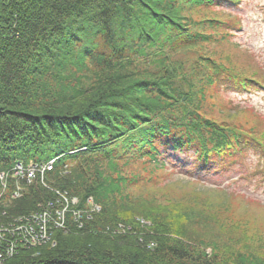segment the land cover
I'll return each instance as SVG.
<instances>
[{"label":"trees","instance_id":"obj_1","mask_svg":"<svg viewBox=\"0 0 264 264\" xmlns=\"http://www.w3.org/2000/svg\"><path fill=\"white\" fill-rule=\"evenodd\" d=\"M227 1L233 5L241 2ZM186 2L209 9L223 3L0 0V170L17 160L42 163L55 159L53 170L46 174L50 187L84 199L92 195L102 205L93 219H83V227L71 223L68 217L69 231L54 229L55 244L43 246L39 254L13 251L2 264H264L263 242L257 243L264 240V235L258 233L260 224L252 217L254 223L239 233L240 238L228 241L229 246L220 248L213 239L210 255L203 239L196 242L183 236L172 221L140 227L119 198L123 186L132 183L129 178L104 177L102 171L93 174L84 162L86 155L99 148L129 139L134 147L138 144L135 155L149 163L169 151L184 149L196 151V165L213 169L215 164L226 165L245 149L253 148L264 165L262 115L254 114L255 122L246 118L232 122L234 115L227 123L225 119L202 117L184 105L177 116L172 100L188 94L172 87L169 73L156 77L137 74L133 78L121 71L119 76H110L115 63L124 68L135 54L145 53L146 46L156 45L168 29L177 36L171 41L175 49L213 41V34L188 33V19L182 14ZM205 22L220 40L230 38L243 26L239 15H216ZM209 61L205 83L216 84L215 91L224 84L248 90L264 87L253 57L245 60L244 70L253 69L246 75L228 63L212 58ZM205 95L199 99L204 100ZM258 171L252 173L258 176ZM132 180L135 184L139 181L136 176ZM52 194L34 183L9 205L7 212L16 216L45 208ZM126 198L130 202V197ZM212 204L206 201L207 206ZM119 223L131 230L118 231ZM247 241L256 246L246 247Z\"/></svg>","mask_w":264,"mask_h":264},{"label":"rangeland","instance_id":"obj_2","mask_svg":"<svg viewBox=\"0 0 264 264\" xmlns=\"http://www.w3.org/2000/svg\"><path fill=\"white\" fill-rule=\"evenodd\" d=\"M221 2L222 6L212 9L193 7L186 2L182 9V14L188 19L185 22L188 33L213 34V41H198L193 47L175 49L171 41L177 40V36L168 29L156 45L146 46L145 53L135 54L124 68H119V63H115L110 76H119L121 71H126L125 75L133 78L137 74L156 77L158 74L168 76L169 73L174 84L172 87L189 96V99L184 95L182 99L178 96L172 100L175 106L172 110L177 116H180L186 105L192 112L197 110L202 117L218 121L225 119L229 121L227 123H231L229 118L234 119V115L236 117L232 122L245 118L255 122L257 114L264 117V88L253 87L248 90L224 84L215 91L213 86L216 84L206 86L209 58L228 63L246 75L253 69L244 70L245 60L253 57V65L259 69L264 81V0H241L239 5L227 0ZM216 15H239L243 26L230 38L220 40L212 26L205 22ZM203 93L206 94L205 99L200 100ZM137 150L138 144L134 147L132 140L120 139L86 155L84 162L93 174L102 171L104 177L118 178L122 175L129 178L132 183L127 182L123 186L119 198L124 210L134 214L133 221L140 223V227L148 228L155 223L172 221L176 228L183 231V236L188 235L196 242L203 239L206 242L203 246L207 247L210 255L213 254V245L210 244L213 239L220 248H225L229 246L228 241L240 238L239 233L249 227L250 222L260 224L258 233L264 235V165L255 149L247 148L226 165L215 164L217 167L213 169L196 165V151L193 150L169 151L152 163L139 159L135 155ZM20 161L12 162L0 173H14L15 162ZM22 163L27 165L36 162ZM95 167L99 168L95 170ZM257 169L261 171L255 176L252 171ZM135 176L139 179L136 184L132 180ZM12 180L15 185L16 179L12 177ZM221 188L224 193L217 192L219 190L216 189ZM70 195L67 214L74 215L77 211L85 219L91 220L93 215L102 211V205L92 195L85 199ZM123 197H130V202ZM206 201H213L212 206H207ZM262 242L264 248V240L257 243ZM244 245L250 249L256 246L249 241Z\"/></svg>","mask_w":264,"mask_h":264},{"label":"built area","instance_id":"obj_3","mask_svg":"<svg viewBox=\"0 0 264 264\" xmlns=\"http://www.w3.org/2000/svg\"><path fill=\"white\" fill-rule=\"evenodd\" d=\"M55 159L49 162H36L23 164L22 161L15 162L14 173H0V263L13 255V251L20 253L24 250H31L37 246H45L50 240L55 244L53 230L54 227H61L64 221L68 220L67 215H71L83 223L84 216L77 211L68 213L71 196L67 191H63L62 198L58 206L49 203L40 210L31 211L27 214L9 216L7 209L9 205L24 196L29 187L34 183H39L53 192L46 174L53 170ZM12 177L16 179L13 184ZM22 182L24 184H22ZM57 192V191H56ZM84 224V223H83ZM82 227V226H81ZM117 230L125 232V225L119 223ZM12 243V244H11ZM11 244V245H9ZM9 245V246H8ZM4 254V256H3Z\"/></svg>","mask_w":264,"mask_h":264},{"label":"bare ground","instance_id":"obj_4","mask_svg":"<svg viewBox=\"0 0 264 264\" xmlns=\"http://www.w3.org/2000/svg\"><path fill=\"white\" fill-rule=\"evenodd\" d=\"M258 89H263V88H259V87H256ZM18 161V160H17ZM55 192L51 195L50 199H49V203H53L55 206H58V203H59V200L62 198V195H63V191L61 188L59 187H52ZM57 191V192H56ZM38 211L40 210L39 208L37 209ZM67 217H69V221L72 223H76L79 227H83V223H81V221L77 220L76 218L72 217L71 215H68ZM68 223L67 221H64L63 225L61 227H54V229H60V230H64V231H69V228H68ZM68 228V230H67ZM131 230V227H128L126 224H125V230ZM55 231V230H53ZM48 244H53V240H50L48 242ZM43 248V246H37V247H34L32 248L31 250L34 252L35 255L39 254L40 253V250Z\"/></svg>","mask_w":264,"mask_h":264}]
</instances>
